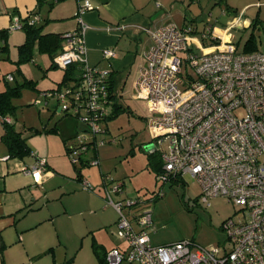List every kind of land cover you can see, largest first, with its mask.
<instances>
[{
    "label": "built area",
    "instance_id": "built-area-1",
    "mask_svg": "<svg viewBox=\"0 0 264 264\" xmlns=\"http://www.w3.org/2000/svg\"><path fill=\"white\" fill-rule=\"evenodd\" d=\"M77 4L78 26L61 34V48L52 61L64 69L77 66L78 79L41 94L55 98L59 113L84 124L75 142L67 146L72 162L100 165L97 155L86 159V153L117 141L114 136L99 138L107 132L111 89L104 70L87 62L89 25L82 15L93 6L90 0H77ZM242 14L222 29L209 24L202 35L214 43L203 46L188 24L168 21L154 29L143 28L151 43L133 82L134 96L144 101L149 112L145 126L154 142L146 148L161 149L156 180L177 182L189 175L200 185L203 201L224 195L238 205L241 216L225 219L220 228L230 248L203 246L190 239L153 244L149 236L155 228L152 213L141 212L131 221L130 207L141 201L115 200L111 194L120 192L122 183L110 189L105 184V201L118 213L117 235L124 245L108 249L102 264H264V51L237 50L232 30L245 28ZM26 20L32 24L40 18L33 15ZM24 23L14 15L8 30L22 28ZM192 43L198 44L200 52L192 50ZM103 51L105 57L115 55L113 49ZM12 78V74L6 76ZM0 120L13 123L10 115H0ZM163 142L167 150H162ZM30 154L35 162L23 171L31 175L44 171L46 158ZM8 158L0 154V160ZM103 179L111 180L107 175ZM81 185L93 189L84 177ZM161 193L160 189L156 195Z\"/></svg>",
    "mask_w": 264,
    "mask_h": 264
},
{
    "label": "crops",
    "instance_id": "crops-1",
    "mask_svg": "<svg viewBox=\"0 0 264 264\" xmlns=\"http://www.w3.org/2000/svg\"><path fill=\"white\" fill-rule=\"evenodd\" d=\"M90 1L93 8L82 15L89 25L85 33L87 62L106 74L111 86L110 115L115 106L121 105L128 80L133 88L137 70L143 61L142 54L151 43L149 34L143 28L154 29L168 21L179 26L188 24L194 32L203 33L207 27L206 23L200 29L195 16L187 17L186 10H190L196 0H179L185 3L186 9L182 11L183 8L172 6L169 12L166 4L178 0ZM223 4L228 6V10L223 9ZM223 4L215 6L222 14L229 15L226 23L242 12L245 28H250L253 19L257 20V26L260 24L264 28V0H223ZM212 5L214 2L209 0L205 8ZM77 9V0H57L52 5L47 2L38 5L37 0H0V30L7 33L17 30H8L14 15L22 19L38 15L40 23L45 22L47 33L61 35L77 28ZM177 16L179 22L175 21ZM205 40V45L211 41L209 37ZM106 48L113 49L115 55L105 57L103 50ZM50 99L44 97L40 99V104L44 101L48 105ZM55 109L58 112L57 105ZM60 134L63 139L70 136L67 131ZM2 142L7 148L4 154H9L6 143ZM103 145L98 146L97 152L88 150L86 158L98 157V150ZM147 146L145 151L153 153L147 150ZM0 149H3L2 145ZM22 162H25L24 157L19 156L0 160V264H99L96 250L103 256L108 249L124 245L117 235L116 209L104 201L105 197L99 193H88L80 185V175L86 178L84 166L74 165L73 176L63 178L60 167L55 164L49 166L48 160L45 170L34 175L23 171ZM81 164L92 165L87 161ZM101 175L105 176L104 173ZM52 180L56 182L49 186ZM122 187L123 184L121 191L114 193L120 195ZM135 199L145 201L139 197ZM71 207H76L73 213H70ZM140 213L141 210L131 211L129 219L134 221V216ZM151 231L154 230L149 231V236ZM150 240L152 242L151 236Z\"/></svg>",
    "mask_w": 264,
    "mask_h": 264
},
{
    "label": "rangeland",
    "instance_id": "rangeland-1",
    "mask_svg": "<svg viewBox=\"0 0 264 264\" xmlns=\"http://www.w3.org/2000/svg\"><path fill=\"white\" fill-rule=\"evenodd\" d=\"M208 2L209 0L193 1L191 9L186 10L187 17L195 16L200 29L206 23L207 26L210 23L219 27L225 26L229 15L222 14L217 5L205 8ZM166 6L169 9L167 12L171 11L172 6L181 7L182 11L186 9L185 3L179 0ZM178 19L177 16L175 21L179 22ZM36 24L41 25L42 33H47L45 22L39 21ZM252 33L258 50L264 51V28H261L260 24L254 28L232 30L234 43L239 51ZM192 35L199 38L202 46L205 44L206 40L201 32L195 31ZM25 40L24 28L11 31L5 38H0V90L8 88L17 90L10 95L13 128L25 138L31 152L45 157L49 166H53L52 164L59 166L63 178H66V175L73 176L74 163L68 155L67 146L75 142V134L77 131L81 132L84 124L73 116H63L58 113L53 97L48 105H45L44 101L41 104L35 103L36 99H44L40 95L42 91L65 87L72 81L69 79L63 81L65 69L54 65L51 54L40 48L37 40L30 46V57L19 61V45ZM191 48L195 52H200L196 43H192ZM9 73L14 76L12 80H6ZM26 80H32V83H25ZM120 103L123 109L108 119L107 132L99 135V138L108 139L111 136L117 138L116 143L107 142L99 148L98 158L101 165H82L81 162L76 165L86 168L84 176L93 187L92 191H85L99 193L105 197V184L110 189L111 185L122 183V193L111 194L115 200L118 197H139L145 200L131 206L130 210L152 213L155 228L150 232V236L154 244L190 239L203 246L225 244L229 249L231 243L227 241L225 233L220 229L221 224L229 217L236 219L241 216L240 207L224 195H216L210 197L208 201H203L200 198V185L189 175L177 182L157 181L155 174L162 166L161 149L150 154L144 149L147 145L152 146L154 142L145 126V118L149 112L144 101L134 96L130 80L124 87V95ZM61 131L69 132V138L63 139ZM3 132V124L0 122V145L3 146L0 154L2 155L7 151L2 142ZM162 150H167L166 142L162 143ZM23 157L25 162H22V168L33 164L35 158L30 153ZM102 173L111 179L110 183L103 181ZM55 182L56 180H52L48 184L50 186ZM79 182L81 185V180ZM160 189L161 195H156ZM152 196L155 197L151 199ZM70 209V213H73L76 207ZM111 236L118 239L116 235L111 234Z\"/></svg>",
    "mask_w": 264,
    "mask_h": 264
},
{
    "label": "trees",
    "instance_id": "trees-1",
    "mask_svg": "<svg viewBox=\"0 0 264 264\" xmlns=\"http://www.w3.org/2000/svg\"><path fill=\"white\" fill-rule=\"evenodd\" d=\"M37 1H38V5L43 4L44 2L49 3V5H52L57 0H50V1L49 0H37ZM212 1L214 2V5L221 4V3L223 4V0H212ZM223 5H224L223 9L228 10V6H226L225 4ZM23 20L25 23L23 24L22 28H24L26 31V40L21 45H19V48H20V58H19L20 60L19 61L26 60L30 57V46L36 40L39 44V47L44 50H47L51 54V58H53L54 54H56L60 50L61 40H62L61 35L57 33H42L41 27H40L41 25L37 26L36 23L29 24L27 23L26 19H23ZM249 26L251 28L256 27L257 20L253 19ZM6 35H7L6 30H0V38H5ZM210 43H214V42H210ZM257 49H258L257 45L254 41V34L252 33L250 37L245 40L241 51L248 52V51H253ZM78 72L79 71H78L77 66L75 65L68 66L65 69L63 81H66L68 79L71 81H77ZM25 83H32V80H26ZM109 87L111 89V86ZM16 91H17L16 88H10V89L8 88L5 90H0V115L1 116L10 115L12 117L11 113L13 112V110H12V104L10 102V95H12L13 93H16ZM121 109H123L122 105H117L114 107L113 114L107 118L104 124L106 129H108L107 124H106L108 122V119L114 117ZM60 114H62L63 116H68L63 113H60ZM2 124L4 128V132L1 135V137L8 147L9 157L10 156L23 157L25 154L31 153V150L26 145L25 138H23L20 135V132L16 131L13 128V123H6L2 121ZM35 132H40V131L35 130ZM77 133L75 134V136L77 135ZM158 167L159 166H157V168ZM160 168L161 167H159V169H157L156 172H159ZM80 177L82 176L80 175ZM96 254L98 255L99 264H102L104 262L105 253L102 256V254H100L96 250Z\"/></svg>",
    "mask_w": 264,
    "mask_h": 264
}]
</instances>
